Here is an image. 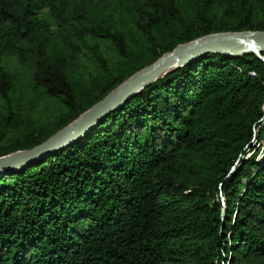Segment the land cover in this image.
Here are the masks:
<instances>
[{
  "label": "trees",
  "instance_id": "1",
  "mask_svg": "<svg viewBox=\"0 0 264 264\" xmlns=\"http://www.w3.org/2000/svg\"><path fill=\"white\" fill-rule=\"evenodd\" d=\"M264 0H0V158ZM264 58V52L261 54ZM264 60L207 54L0 177V264H264Z\"/></svg>",
  "mask_w": 264,
  "mask_h": 264
},
{
  "label": "water",
  "instance_id": "2",
  "mask_svg": "<svg viewBox=\"0 0 264 264\" xmlns=\"http://www.w3.org/2000/svg\"><path fill=\"white\" fill-rule=\"evenodd\" d=\"M264 31L227 32L208 35L179 45L153 64L133 74L101 101L81 114L44 143L0 158V177L32 165L34 162L66 149L87 136L111 113L116 112L148 86L171 71L190 64L207 54L231 57L257 55L263 59Z\"/></svg>",
  "mask_w": 264,
  "mask_h": 264
},
{
  "label": "rangeland",
  "instance_id": "3",
  "mask_svg": "<svg viewBox=\"0 0 264 264\" xmlns=\"http://www.w3.org/2000/svg\"><path fill=\"white\" fill-rule=\"evenodd\" d=\"M255 144H256L257 148H258V146H261V148H264V142L263 141L257 140Z\"/></svg>",
  "mask_w": 264,
  "mask_h": 264
}]
</instances>
